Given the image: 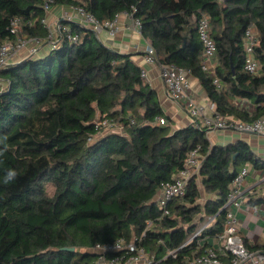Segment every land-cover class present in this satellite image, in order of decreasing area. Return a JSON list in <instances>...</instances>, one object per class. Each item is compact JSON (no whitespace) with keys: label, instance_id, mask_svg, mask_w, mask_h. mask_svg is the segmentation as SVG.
Instances as JSON below:
<instances>
[{"label":"trees","instance_id":"obj_1","mask_svg":"<svg viewBox=\"0 0 264 264\" xmlns=\"http://www.w3.org/2000/svg\"><path fill=\"white\" fill-rule=\"evenodd\" d=\"M46 1L0 0V46L16 40L15 18L20 36L48 42L50 30L42 22ZM54 5L82 7L101 22L132 14L158 62L198 78L221 116L253 121L264 115V0H55ZM202 14L209 16L216 42L214 75L200 66ZM61 25L78 40L63 30L43 53L0 68V264H97L100 254L93 246L118 240H134L156 264H186L202 255L213 246L211 238L223 233L232 181L246 164L264 170V160L244 140L218 145L206 127L174 129L132 53L110 48L76 21ZM249 26L259 33L257 73L244 69ZM160 116L167 124L156 122ZM105 120L122 130H107ZM196 148L206 200L201 202L194 175L164 214L156 197ZM10 170L17 175L5 183ZM47 184L54 186L53 195ZM125 253L108 251L106 258ZM230 259L222 257L226 264Z\"/></svg>","mask_w":264,"mask_h":264},{"label":"built area","instance_id":"obj_2","mask_svg":"<svg viewBox=\"0 0 264 264\" xmlns=\"http://www.w3.org/2000/svg\"><path fill=\"white\" fill-rule=\"evenodd\" d=\"M54 2L55 0H47L45 2L44 8L47 14L52 9ZM118 15L113 19H107L101 22L93 14L86 12L82 7L70 5L68 6V10L63 14V17L60 21L55 23V25L49 24L48 16H46L42 22L50 30L48 42L54 45L58 41L63 30L69 33L68 38L70 40L77 41L79 38L78 34H71L69 28L65 26L62 27L61 21L63 20L76 21L86 28L93 30L97 36L103 31L113 36L119 31L117 25ZM129 15L133 19L135 27L141 30V22L138 19H134L132 14ZM19 24L18 18L12 19L11 31L17 38L14 42H6L0 46V68L14 63L19 59L36 55L44 44V41L39 38L30 37L25 39L20 36ZM198 36L202 43V52L200 56L201 69L214 75L217 66V48L216 42L212 36L211 20L207 14H202L198 19ZM258 40L259 33L257 29L255 26H249L243 40L245 52L244 69L251 73H257L260 70V65L254 54V48ZM22 52H25V54L21 55ZM145 61L150 65H158L167 96L175 102H184L188 115L192 119V124L198 127H206L207 132L209 130H235L240 132H252L264 136V115L253 121H242L232 117H223L218 112L207 116L206 113H204L203 107L198 105L194 99L189 96L191 87L189 71L175 64L159 63L156 51L150 43H148L145 51ZM142 75L147 77L146 68H142ZM213 83L220 88L221 84L217 77H214ZM2 88L3 79L0 77V91ZM241 105L243 104L241 103ZM243 106L250 110L253 109L250 104ZM156 122L165 125L168 121L165 117L160 116L156 119ZM102 124L105 127L113 126V123L108 120L103 121ZM201 165L202 158L199 157L198 148L191 150L184 167L174 175L172 182L163 185L156 197V201L164 211V214H169L168 205L173 198L185 194L189 180L194 175L199 174ZM249 165L250 164H246L231 183L230 193L224 205L227 209L224 230L221 235L216 237V246L209 247L202 255L189 259L186 264H226L222 260V257H231L229 264H264V250H251L246 246L243 237L239 233L238 218L232 210L233 205L239 207L242 203V185L249 174ZM199 178L200 176L198 180ZM202 229H200L198 233ZM186 244H188V242L182 244V246ZM92 250L100 254L97 264H156L154 257L149 256L144 248L138 247L134 240L129 243H125L124 240H118L114 244L104 245L96 243ZM122 250H126L127 253L112 259L106 258V253L108 251Z\"/></svg>","mask_w":264,"mask_h":264},{"label":"crops","instance_id":"obj_3","mask_svg":"<svg viewBox=\"0 0 264 264\" xmlns=\"http://www.w3.org/2000/svg\"><path fill=\"white\" fill-rule=\"evenodd\" d=\"M68 10L67 5H53L48 13L49 24H54L60 21L63 14ZM117 25L119 31L110 36L106 31L101 32L99 39L112 49L122 53H132L133 60L141 67L147 70V80L150 85L155 88L159 94L160 102L172 121L173 128L177 129L185 127L192 123V119L188 115L184 102H175L167 96L165 87L160 76V71L157 64L150 65L145 61V51L148 45V40L144 38L141 31L138 30L133 22V19L126 12H122L117 16ZM50 48L48 42H44L42 50ZM40 51V50H39ZM41 54V52H40ZM191 87L189 96L194 101L203 107L204 113L210 116L216 112V104L211 101L200 84L198 78L189 75ZM241 101L243 105H247L248 101ZM207 136L212 144L226 145L238 140L246 141L255 152L257 158L264 160V136L252 132H240L235 130H209ZM249 174L245 178L242 185V203L239 207L233 205L232 210L238 218L239 233L250 247L264 246V170L257 169L249 165ZM201 183V181L199 180ZM202 198L206 200L207 195L203 189V185L199 184ZM213 246H216L217 239L211 238Z\"/></svg>","mask_w":264,"mask_h":264},{"label":"rangeland","instance_id":"obj_4","mask_svg":"<svg viewBox=\"0 0 264 264\" xmlns=\"http://www.w3.org/2000/svg\"><path fill=\"white\" fill-rule=\"evenodd\" d=\"M41 50H42V49H41ZM41 50H40L39 52L43 53V51H41ZM24 54H25V52H22L21 55H24ZM106 129H107V130L115 129V130H119V131L122 130V129H121V126H120L119 123H117V124H115V125H113V126L107 127ZM106 129H104V130H106ZM107 130H106V131H107ZM199 184L201 185L200 182H199ZM47 191H48V193H49L50 195H53V194H54V191H55L54 186H52L51 184H47ZM201 201H203V199H201Z\"/></svg>","mask_w":264,"mask_h":264},{"label":"clouds","instance_id":"obj_5","mask_svg":"<svg viewBox=\"0 0 264 264\" xmlns=\"http://www.w3.org/2000/svg\"><path fill=\"white\" fill-rule=\"evenodd\" d=\"M16 175L17 173L15 172V170H10L6 175L5 183H8L9 181L13 180Z\"/></svg>","mask_w":264,"mask_h":264},{"label":"water","instance_id":"obj_6","mask_svg":"<svg viewBox=\"0 0 264 264\" xmlns=\"http://www.w3.org/2000/svg\"><path fill=\"white\" fill-rule=\"evenodd\" d=\"M65 249H68V250H75V248L74 247H70V248H68V247H66Z\"/></svg>","mask_w":264,"mask_h":264}]
</instances>
